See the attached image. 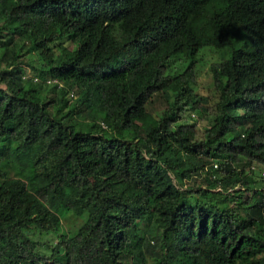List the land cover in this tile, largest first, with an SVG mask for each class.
Masks as SVG:
<instances>
[{
  "label": "trees",
  "instance_id": "trees-1",
  "mask_svg": "<svg viewBox=\"0 0 264 264\" xmlns=\"http://www.w3.org/2000/svg\"><path fill=\"white\" fill-rule=\"evenodd\" d=\"M0 18V264L264 262V185L240 163L264 166V0H0ZM204 48L213 107L192 87ZM56 200L85 218L47 256L26 231Z\"/></svg>",
  "mask_w": 264,
  "mask_h": 264
},
{
  "label": "rangeland",
  "instance_id": "rangeland-1",
  "mask_svg": "<svg viewBox=\"0 0 264 264\" xmlns=\"http://www.w3.org/2000/svg\"><path fill=\"white\" fill-rule=\"evenodd\" d=\"M1 25H2V22L0 18V26ZM5 31H6L5 27H1L2 35L5 34ZM14 40L17 45L20 44L21 47L23 48L22 44L20 43L21 42L20 39L15 37ZM62 45L66 46V48H70V44L68 42H62ZM7 54L9 55L10 52L8 51ZM215 58H217V54L213 50L209 48H204L200 52V57H199L200 62L194 68V81L192 82V87L194 89V93L203 98L201 102V105L203 106L213 107L218 97V91L213 86L211 74L208 69V62ZM22 59L31 60L34 63L36 61H39L38 57L35 56L34 53L32 52H26L24 56H22ZM4 61L6 62V58ZM24 64H25V67H27L28 64L26 63ZM47 96H51V92H47ZM169 99H166L162 94H160V92H158L151 97L150 101L146 104V108L149 112L159 113L160 110L166 107L167 101ZM49 109L55 113L58 108L55 107L54 105H51ZM62 112L64 111L59 110L57 114L59 113L60 115L62 114ZM182 115L184 117L183 122L193 123V126L196 129L200 128V126L202 127L203 124H207L208 119L210 117V113L207 112L206 110L199 111V110L188 109L187 107ZM107 134H109V132ZM4 143L14 144L13 142H10V141H5ZM246 167H245V171H246ZM7 172L9 176H13L14 174H16V169L9 166L7 168ZM247 175L250 176L249 174ZM251 175L252 176L254 175L253 171ZM252 179H256L254 181L257 182L256 184L257 186L264 185V178L257 179V177L254 175ZM197 182L198 180H195V182L193 180H190L186 182V184L189 187L190 186L196 187V186H199V183ZM242 191L244 192L242 193L243 197H245V195H248L247 190L243 189ZM188 200L193 204L195 202H200V197L196 195H189ZM51 208L57 213V216H58V220L53 227H51L48 230H44L34 225V226L28 227L26 231L27 236L31 240H33L36 244L34 248L35 251L37 253L44 254L47 256L50 255L52 253V250L56 247L55 244L58 243L59 236L61 234H65L67 236L72 235L85 218L84 213L78 214L68 209H64L60 207L58 200L51 203ZM136 222L138 223V226H139V231H140L139 234L151 237V233L148 229V226H149L148 223L150 222L146 220L139 221V222L137 220ZM149 242L150 244H152V240ZM57 251L62 252V249L60 248V246H57ZM145 256H146L145 264H154L155 261L153 259V254L150 251H148ZM260 256L261 255L259 254L256 256V258H259ZM261 263L264 264V262H261ZM127 264H130V263H127Z\"/></svg>",
  "mask_w": 264,
  "mask_h": 264
},
{
  "label": "clouds",
  "instance_id": "clouds-1",
  "mask_svg": "<svg viewBox=\"0 0 264 264\" xmlns=\"http://www.w3.org/2000/svg\"><path fill=\"white\" fill-rule=\"evenodd\" d=\"M182 114H181L182 117L178 119L179 121H183V119H184V117H183ZM221 157L222 158H220L219 160H221V159H224V161H229L230 160V158H228V157H223V156H221ZM214 162H218V159H214ZM240 163H243L244 164L243 167H242L243 174H246V175L249 174L252 178L255 175L257 177V179L264 178V166L262 164H260L258 162H255V161H248V160H246L244 158L241 160ZM245 167H246V171H245ZM236 169L237 170H240V166L239 167H236ZM252 171H253V174H254L253 176L251 175L252 174ZM191 176H193V175H191ZM186 178L188 179V177H186ZM198 179L199 178H194V177L190 178V180H198ZM183 180H182V183H183ZM254 180H256V179H254ZM172 183L174 185L175 184L177 185L176 180L174 178H172ZM186 186H188V185L186 184L184 187H186ZM261 186L262 185H258V186L256 184L254 185V187H261ZM181 187L184 188L182 185H181ZM232 188H234V189H241V190L243 189V187L240 184H236ZM247 193H248V195L250 194L249 190H247Z\"/></svg>",
  "mask_w": 264,
  "mask_h": 264
},
{
  "label": "built area",
  "instance_id": "built-area-1",
  "mask_svg": "<svg viewBox=\"0 0 264 264\" xmlns=\"http://www.w3.org/2000/svg\"><path fill=\"white\" fill-rule=\"evenodd\" d=\"M28 75H30V74L22 73L21 74V78H26ZM32 78H33V80H36V76H33ZM45 80H46V82H54V83H57L58 85H60V83H58L56 79H53V78L52 79H50V78L48 79V78H46ZM214 166H216V163H214ZM210 176H211V178H213L214 177V173H212ZM193 177H195V175H193ZM188 181H190V178H188V179L185 178L183 180L182 186L184 187L186 185V182H188ZM175 186H177V185L175 184Z\"/></svg>",
  "mask_w": 264,
  "mask_h": 264
}]
</instances>
